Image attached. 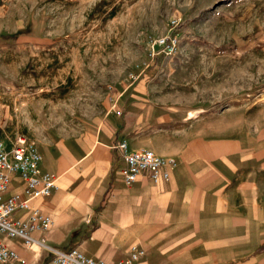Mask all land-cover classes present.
<instances>
[{
  "label": "rangeland",
  "instance_id": "rangeland-1",
  "mask_svg": "<svg viewBox=\"0 0 264 264\" xmlns=\"http://www.w3.org/2000/svg\"><path fill=\"white\" fill-rule=\"evenodd\" d=\"M13 6L8 23L0 19V53L7 56L0 65L9 97H18L19 132L8 136L80 137L119 93L140 86L154 107L145 134L161 154L179 159L198 141L215 145L214 178L226 179L227 199L243 212L235 215L243 218L238 228L227 219V234L247 235L241 244L257 245L248 261L264 264V0ZM173 34L176 50L150 62L153 41Z\"/></svg>",
  "mask_w": 264,
  "mask_h": 264
},
{
  "label": "crops",
  "instance_id": "crops-1",
  "mask_svg": "<svg viewBox=\"0 0 264 264\" xmlns=\"http://www.w3.org/2000/svg\"><path fill=\"white\" fill-rule=\"evenodd\" d=\"M13 10H17L13 0L6 1L0 7V19L8 23ZM4 43L0 40V46ZM2 54L0 62L7 58ZM1 68L0 136H7L19 132L18 97H9L7 73ZM146 95L140 86L125 88L116 96L123 113L111 112L110 107L99 123L85 124L80 137L50 135L38 141L29 136L39 145L42 169L58 177V188L50 196L31 199L52 220L48 230L31 231L32 245L20 237L1 236L3 244L27 264H50L51 252L39 241L62 250L78 248L104 264H126L134 247L145 251L135 264H262L248 261L257 245L241 244L246 243L247 235L227 234V219L232 228H238L243 218L235 215L243 212L239 204L227 199L226 179L214 178L216 169L210 163L216 158L215 145L205 139L198 141L190 156L179 159L161 154V147L145 134V123H150L154 108ZM141 108L143 115L138 114ZM122 140L132 150L150 149L174 159L177 166L169 181L156 185L140 175L131 185L126 184L121 153L113 147ZM11 193L29 199L20 179L13 182ZM240 236L245 239L239 241Z\"/></svg>",
  "mask_w": 264,
  "mask_h": 264
},
{
  "label": "built area",
  "instance_id": "built-area-1",
  "mask_svg": "<svg viewBox=\"0 0 264 264\" xmlns=\"http://www.w3.org/2000/svg\"><path fill=\"white\" fill-rule=\"evenodd\" d=\"M175 23V30L180 26ZM176 35L160 37L153 41L149 51L150 62L159 55L172 54L177 47ZM118 115L123 113L116 100L110 109ZM124 163L123 179L131 185L140 175H146L156 185H165L171 170L177 166L172 158H166L150 149L132 150L126 140L115 144ZM43 156L35 139L24 134L0 136V264H27L15 251L1 241L2 235L16 236L28 246L35 242L33 230H48L52 220L35 208L31 199L50 196L58 188V177L42 169ZM16 179L25 183L29 199L11 193ZM51 252L50 264H104L102 259L87 257L78 248L62 250L39 241ZM145 251L134 247L126 264H135Z\"/></svg>",
  "mask_w": 264,
  "mask_h": 264
}]
</instances>
